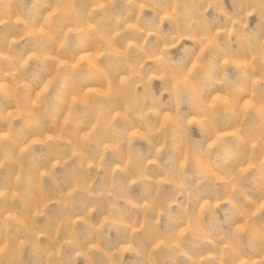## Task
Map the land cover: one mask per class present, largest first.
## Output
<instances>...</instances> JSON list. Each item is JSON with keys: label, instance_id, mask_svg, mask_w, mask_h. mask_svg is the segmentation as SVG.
I'll return each mask as SVG.
<instances>
[{"label": "rangeland", "instance_id": "rangeland-1", "mask_svg": "<svg viewBox=\"0 0 264 264\" xmlns=\"http://www.w3.org/2000/svg\"><path fill=\"white\" fill-rule=\"evenodd\" d=\"M0 264H264V0H0Z\"/></svg>", "mask_w": 264, "mask_h": 264}]
</instances>
